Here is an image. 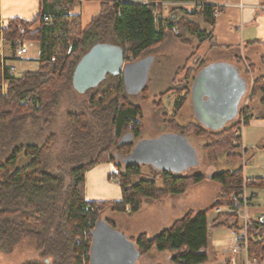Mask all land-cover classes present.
Instances as JSON below:
<instances>
[{"label":"trees","instance_id":"1","mask_svg":"<svg viewBox=\"0 0 264 264\" xmlns=\"http://www.w3.org/2000/svg\"><path fill=\"white\" fill-rule=\"evenodd\" d=\"M96 1L100 2L101 9L85 27L80 15L70 14L72 6L61 0H44L32 20L13 18L6 27L0 26V37L12 42L14 52L23 41H39L41 45L38 68L21 76L11 73L0 56V255L27 246L33 254L22 264H90L93 231L105 212L131 216L142 209L147 199L164 201L211 179L220 184V192L211 206L186 211L155 235L142 233L131 237L140 255L152 251L168 255L167 263L155 264H210V229L227 226L240 232L235 214L219 213L210 221V211L225 203L232 193L242 191L244 186L264 188V177L247 179L243 167L212 176L177 175L168 170L144 174L143 165L124 162L142 137L145 126L144 110L131 99L121 75L108 74L103 82L110 77L114 82L91 88L90 96L81 100L73 86V72L81 57L101 42L121 46L126 62L131 63L162 45L169 34L193 48L195 42L213 40L218 7L206 0ZM162 2L194 3L195 6L173 8L163 21L155 14V8ZM45 16L50 20L45 21ZM35 22L39 26L32 28ZM195 54L192 52L189 59ZM200 60V57L194 59L196 63ZM199 65V69L205 67V60ZM181 70H187L189 76L195 71L187 65ZM263 79L264 76L254 79L252 94L264 90ZM184 89L191 95L190 85ZM65 97L81 111L67 112L63 153L51 167L49 158L57 134L46 135L45 130L53 123ZM155 105L161 109L170 131L213 138L205 146L211 162L224 153L230 160L241 159L242 136L235 135L240 121L211 131L197 123L181 125L165 111L161 100ZM248 119L246 107L244 124ZM244 150L246 153L247 149ZM106 161L117 168L110 178L117 180L122 196L118 200L88 201L86 173ZM157 175L162 176V186L157 184ZM252 199L253 194H248V203ZM104 220L119 229L112 219ZM248 237L249 259L263 258L264 223L251 221Z\"/></svg>","mask_w":264,"mask_h":264},{"label":"crops","instance_id":"2","mask_svg":"<svg viewBox=\"0 0 264 264\" xmlns=\"http://www.w3.org/2000/svg\"><path fill=\"white\" fill-rule=\"evenodd\" d=\"M131 2L148 3V0H125ZM44 0H0V22L6 27L9 20L13 18H22L32 20L40 11ZM63 3L72 6L70 14L80 15L81 24L83 27L88 25L92 18L99 13L101 4L96 0H61ZM208 4L222 9L217 14L216 25L213 32V40H206L202 43L195 42L194 48L191 45L184 44L180 39L173 34H169L166 41L160 47L167 48L169 55L172 58H178L180 54H184L182 63L176 68L175 74L172 76L174 83L179 84V80H185L182 87H172L171 91L165 95L159 94V100L163 104L165 111L170 117H175L181 125L188 123H197L211 131H219L225 127H229L238 121V114L234 119H229L227 122L218 128H212L204 124L199 118L194 109L192 95H189L188 90L184 89L187 85L192 87L195 77L199 74V69L203 59L205 60L210 55L212 56V64L226 63L234 66L239 74L246 80L247 86L253 87L254 79L258 76H264V0H206ZM184 6L187 9L194 8V3H171L162 2L155 8V14L164 21L171 15L173 8ZM181 16V14H178ZM39 22H35L32 28L39 26ZM164 26V22L162 23ZM27 42V41H25ZM38 47V57L40 55L41 45L39 41H32ZM214 42H216L214 44ZM27 44V43H26ZM20 45V44H19ZM18 45V46H19ZM17 46V47H18ZM29 50V49H28ZM195 51V56L189 59L192 52ZM0 56L5 64L11 68L16 76H21L23 73L17 74L15 61L16 57L12 48V42L0 37ZM200 57L201 60L196 63L194 59ZM251 64L252 69L249 65ZM194 69V73L189 76L187 70H181L184 66ZM207 65L205 64V67ZM181 70V71H180ZM29 71V70H27ZM181 73V74H180ZM180 74V75H179ZM122 77V76H121ZM123 78V77H122ZM249 78L252 80L250 83ZM264 81V79H263ZM147 88V87H146ZM169 90V89H168ZM254 96L252 103L246 104L248 122L244 124L242 129V145L247 149V160L239 162L234 160L230 163L227 154L224 153L218 157L215 162H211L208 158L205 146L213 141V138L196 137L194 135H181L170 131L163 119L156 117L155 123L164 131L171 132L173 135H179V138L173 140L184 144L185 149H193L191 155L186 158L183 155L180 159H174L167 167L160 165L155 166L148 163H142V172L151 175L155 172L168 170L177 175H189L195 173H204L212 176L214 173L224 170H236L240 167L245 168L246 164L251 162L250 169L252 173L244 175L247 179H256L264 177V158L263 160H255L259 157V153L264 154V90L259 91ZM166 101L168 104L166 105ZM167 106V107H166ZM162 115V114H161ZM147 120L145 122V128ZM184 142H182V141ZM194 157L204 165L205 171L193 170ZM196 169V168H195ZM116 166L112 162H100L92 167L86 173V200L88 201H110L118 200L122 196L120 185L115 178H110V175L116 172ZM253 174V175H251ZM159 176V175H158ZM158 186H162V176L158 178ZM212 181L211 179H208ZM201 184V183H200ZM219 185V184H218ZM195 189L194 186L182 195H171L164 201H154L147 199L144 202L142 209L134 215L122 213V217L129 218L128 227H118L130 240L133 236H138L142 233L155 235L163 229L169 227L176 219L181 217L190 209L200 210L207 208L205 202L199 199H192L191 194ZM264 188H247L248 194H253V199L248 203L247 213L252 221H257V218L264 216V203L257 202L259 193ZM220 192V185L217 189L213 202ZM91 196V197H90ZM213 204V203H212ZM215 211V210H214ZM118 214V213H116ZM219 213L216 211L213 215L209 214L208 218L213 221ZM104 220V219H103ZM134 224V226H132ZM210 231L208 240V258L210 264H249L252 260L249 259L246 250L233 252L235 238L239 232L234 229L222 226ZM212 234V235H211ZM211 249H218V257H212ZM155 252V251H152Z\"/></svg>","mask_w":264,"mask_h":264},{"label":"water","instance_id":"3","mask_svg":"<svg viewBox=\"0 0 264 264\" xmlns=\"http://www.w3.org/2000/svg\"><path fill=\"white\" fill-rule=\"evenodd\" d=\"M151 61L152 58H142L128 63L121 46L97 43L77 63L73 72V86L79 93H83L97 87L108 74L121 75L128 92L127 86L133 87L136 83L142 86L147 64ZM246 90L247 82L234 66L217 63L204 67L191 87L198 118L212 128L223 126L232 116L237 115ZM184 146L176 140L148 145L142 152L139 164L167 167L178 157L180 159L185 155L189 158L192 149H185ZM135 149L136 146L131 154ZM139 257L140 252L135 243L120 229L112 227L103 219L98 220L93 231L90 264H137Z\"/></svg>","mask_w":264,"mask_h":264},{"label":"rangeland","instance_id":"4","mask_svg":"<svg viewBox=\"0 0 264 264\" xmlns=\"http://www.w3.org/2000/svg\"><path fill=\"white\" fill-rule=\"evenodd\" d=\"M67 4V3H66ZM28 46V52L25 53L24 57L21 59H17L15 61L16 65V72L17 74L25 73L27 70L34 71L38 68V61L36 58L38 57V47L35 43L32 41H27ZM184 54H180L178 58H172L173 55H169V51L167 48L163 47H157L150 51H148L144 58H152V61L147 64L146 67V77L143 80L142 86H139L137 83L133 87H128V93L131 97V99L136 103L141 105V107L144 110V126L145 122L147 120V126L144 128V133L141 138H139L138 141H136V149L134 150L133 154L125 158L126 163H139L141 160L142 152L144 149L151 144H157L161 141H169L173 140L174 138H179V135H173L171 132L164 131V128L160 127L155 123L156 117L160 116L163 119L162 111L160 108H158L155 103L159 100V94L171 89L172 87H182V83L185 80H179V84L174 83L173 81V75L175 74V70L179 65L182 63ZM205 64L207 66L212 65V56L210 55L208 58L205 59ZM204 67L201 68L203 70ZM200 70V71H201ZM181 74V73H180ZM179 74V75H180ZM114 78L110 77L106 81H102L103 83L96 88L104 87L112 82H114ZM250 83L251 79L249 78ZM146 88V91H143L144 88ZM135 89V91H134ZM93 89H89V91H85L83 93H80L79 98L81 100H85L88 98L91 94ZM252 91L251 85L247 86V90L243 96V99L240 103V106L246 105L249 103H252L254 96L250 95V92ZM166 105L168 102L166 101ZM167 107V106H166ZM73 111V112H79L81 111L80 107H77L70 103L68 97H65L62 100V103L60 104V107L57 110L56 118L54 119L53 123L50 125L49 128L45 130V134H49L50 132H55L57 134V139L52 147L51 153H50V163L51 167H53L56 162L59 160V157H61L63 153V149L65 146V131L68 124L67 120V112ZM159 118V117H158ZM235 115L231 117V119H234ZM235 120V119H234ZM193 150V149H192ZM264 154L259 153V157H257L255 160H263ZM242 160V156H241ZM26 160L23 161L25 163ZM121 162V161H120ZM230 163H233L234 160H230ZM236 162H239V160H236ZM251 162L247 163L244 172L245 174L252 173V169H250ZM193 166L195 168L193 170L195 171H205L204 165L202 166V163L197 159V157H194ZM117 169V168H116ZM253 175V174H251ZM158 176V175H157ZM161 177L160 175L158 178ZM219 183L216 181H210L205 180L201 182V184H197L194 186L195 189L191 193L193 194L192 199H199L205 202L207 206H211L213 203V199L215 197V194L217 192V189L219 187ZM91 197V196H90ZM257 202L263 204L264 203V189L261 190L259 193V197L257 199ZM214 210H211L209 214L213 215ZM130 216V215H128ZM102 219H112L116 222L118 227H128L130 224L129 218L122 217V215L111 213L109 211L105 212L102 215ZM134 226V224L132 225ZM214 228H211L210 231L213 234ZM211 234V235H212ZM210 235V233H209ZM218 249H211L210 254L212 257H218ZM32 249L27 246H20L19 248H16V250L13 253L10 254H1L0 255V264H22V262L31 256ZM168 255L166 253H158V252H151L149 254L143 255L142 259L139 264L147 263V264H155L158 262L167 263Z\"/></svg>","mask_w":264,"mask_h":264},{"label":"built area","instance_id":"5","mask_svg":"<svg viewBox=\"0 0 264 264\" xmlns=\"http://www.w3.org/2000/svg\"><path fill=\"white\" fill-rule=\"evenodd\" d=\"M216 14H219V8L217 9ZM45 21L50 20L49 17H44ZM0 26H2L0 22ZM21 31L24 32V28L20 27ZM28 52V46L26 42H21L20 45L16 48L15 55L17 58L21 59L24 57L25 53ZM13 67L10 68V72L13 71ZM8 85V82L4 81V88H6ZM246 108V105L239 106V114H238V121H240V127L235 132L236 136L241 135L242 136V129L244 127V109ZM242 162H246L247 160V154L244 152V148L242 145ZM247 207H248V191L246 186L243 187L242 191L239 193H232L229 199L225 203H221L215 207V211L217 213H229V214H235L236 218L239 222V229L240 232L238 236L235 238L234 246H233V252H237L241 249L246 250L248 249V226L249 223L252 221L250 219V216L247 213ZM257 221L264 223V216H260L257 218ZM84 264H88L84 262ZM249 264H264V257L257 260H252L249 262Z\"/></svg>","mask_w":264,"mask_h":264},{"label":"flooded vegetation","instance_id":"6","mask_svg":"<svg viewBox=\"0 0 264 264\" xmlns=\"http://www.w3.org/2000/svg\"><path fill=\"white\" fill-rule=\"evenodd\" d=\"M143 255H140L139 259L137 260V264H139L138 262H140V260L142 259Z\"/></svg>","mask_w":264,"mask_h":264}]
</instances>
